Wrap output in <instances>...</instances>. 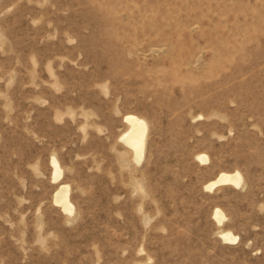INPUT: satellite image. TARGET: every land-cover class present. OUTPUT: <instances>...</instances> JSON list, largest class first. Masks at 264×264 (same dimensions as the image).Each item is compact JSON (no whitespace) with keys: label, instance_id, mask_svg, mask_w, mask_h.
<instances>
[{"label":"rangeland","instance_id":"374dc122","mask_svg":"<svg viewBox=\"0 0 264 264\" xmlns=\"http://www.w3.org/2000/svg\"><path fill=\"white\" fill-rule=\"evenodd\" d=\"M0 264H264V0H0Z\"/></svg>","mask_w":264,"mask_h":264},{"label":"bare ground","instance_id":"6f19581e","mask_svg":"<svg viewBox=\"0 0 264 264\" xmlns=\"http://www.w3.org/2000/svg\"><path fill=\"white\" fill-rule=\"evenodd\" d=\"M125 121L128 124L127 129L120 136V140L130 149L134 161L141 164L145 157L149 124L145 118L136 114L126 115ZM197 157L202 162L209 161V156L207 154H199ZM51 158L53 180L56 182L61 181L64 176V169L62 168L57 156L54 155ZM243 182L244 176L241 171H221L214 179L206 183L205 188L213 190L217 186L221 185H233L235 187H240ZM54 202L58 204L64 212L69 214L74 212L75 205L71 198L70 184L60 183L54 195ZM214 216L219 223H222L227 218V214L220 207L215 209ZM222 235L223 238L229 242H237L239 240V236L230 230L223 231Z\"/></svg>","mask_w":264,"mask_h":264}]
</instances>
